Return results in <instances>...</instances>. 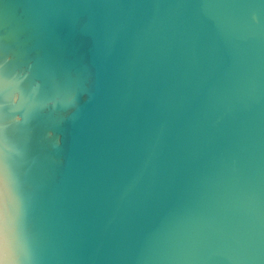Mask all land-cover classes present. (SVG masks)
<instances>
[{"label":"water","instance_id":"water-1","mask_svg":"<svg viewBox=\"0 0 264 264\" xmlns=\"http://www.w3.org/2000/svg\"><path fill=\"white\" fill-rule=\"evenodd\" d=\"M0 60L22 264H264V0H0Z\"/></svg>","mask_w":264,"mask_h":264},{"label":"snow or ice","instance_id":"snow-or-ice-1","mask_svg":"<svg viewBox=\"0 0 264 264\" xmlns=\"http://www.w3.org/2000/svg\"><path fill=\"white\" fill-rule=\"evenodd\" d=\"M7 63L8 60H0V81H3L6 89L12 88L19 91L24 97L28 88L23 85V81L29 74L13 81L7 72L2 71ZM49 79L53 87H59L51 77ZM36 85L40 88L45 86L39 81H36ZM56 106V102L49 105V107ZM37 110L35 105L22 109L24 121L15 124H25V118L31 117ZM8 129V125L0 129V264H20L22 261L18 253L24 251L25 248L24 196L14 171V160L19 152L11 145Z\"/></svg>","mask_w":264,"mask_h":264},{"label":"clouds","instance_id":"clouds-1","mask_svg":"<svg viewBox=\"0 0 264 264\" xmlns=\"http://www.w3.org/2000/svg\"><path fill=\"white\" fill-rule=\"evenodd\" d=\"M23 101L24 97L19 91L12 88L6 89L3 81H0V129L5 125L9 126L7 120L2 114L3 110L10 111L13 114L12 119L15 123L24 121L22 108L19 107ZM49 135H52V133H49ZM20 264H22V262H20Z\"/></svg>","mask_w":264,"mask_h":264}]
</instances>
